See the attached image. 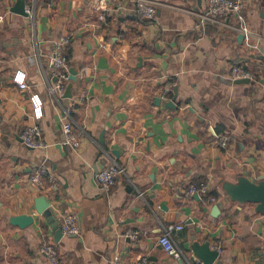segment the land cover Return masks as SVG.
<instances>
[{
  "label": "crops",
  "instance_id": "1",
  "mask_svg": "<svg viewBox=\"0 0 264 264\" xmlns=\"http://www.w3.org/2000/svg\"><path fill=\"white\" fill-rule=\"evenodd\" d=\"M157 1L162 5L148 20L133 12L131 0H25L32 16L11 12L15 0H0V264H51L39 250L45 241L55 244L58 264H113L114 255L116 264L140 256L148 264L153 256L154 264H183L157 241L175 224L182 228L171 231L172 239L190 260H200L191 245L208 241L218 247L211 264H264V212L229 199L222 187L239 175L264 179V62L253 55L258 45L264 53V0H243L242 21L221 24L192 12L203 11L205 0ZM240 24L251 31L249 40L234 27ZM63 34L71 36L69 68L77 70L64 100L72 108L75 148L60 142L61 105L43 82L51 42ZM233 65L251 71L248 82L228 80ZM16 70L28 88L12 81ZM174 86L175 106L155 104L156 96L173 99ZM33 92L43 100L39 119L31 115ZM33 123L48 147L21 142ZM223 135L225 146L218 143ZM108 155L124 172L105 193L95 175ZM41 164L38 185L29 175ZM190 183L206 192H189ZM40 194L51 220L34 209ZM18 213H31L32 223L11 224ZM66 214L79 231L54 240L50 222L60 225Z\"/></svg>",
  "mask_w": 264,
  "mask_h": 264
},
{
  "label": "built area",
  "instance_id": "2",
  "mask_svg": "<svg viewBox=\"0 0 264 264\" xmlns=\"http://www.w3.org/2000/svg\"><path fill=\"white\" fill-rule=\"evenodd\" d=\"M132 10L136 15H139L145 19L152 20L156 16V11L158 6L162 5L160 1L157 0H131ZM244 1L243 0H205V8L203 11H192L202 22H211L221 24L224 18L234 17L237 21L241 22L243 15ZM25 11L28 15L32 16L34 13L33 5H26ZM98 18L104 20L105 13H101ZM242 33L245 40H249L251 31L245 25H239L238 27ZM71 43V36L69 34H63L51 42V50L49 53V59L51 62L50 72H43V82L46 86V92L51 100L58 102L61 105V133L62 138L60 142L64 145L70 147H77L78 140L74 132V120L72 118V108L69 104H64L65 87L70 81L69 72V57L68 49ZM39 55L36 57L37 62H39ZM229 76L232 79L237 78H251L252 73L250 70L240 66L233 65L229 69ZM12 81L20 88H28V84L25 80V73L16 70L12 75ZM173 82H167L163 86V94L170 93L172 90ZM29 101L31 104V115L34 119H39L42 115L43 100L38 93H31L29 96ZM21 142L24 146L29 148H46L49 143L45 141L41 135V128L38 124L33 123L25 127L19 134ZM218 143L221 146H225L228 140L227 135L219 136ZM123 168L121 165L115 161L112 157L108 155V161L106 165L101 168L95 175L96 182L99 187L106 193L109 192L112 186L115 184L117 177L122 174ZM45 175L44 164L39 165L34 168L32 173L29 175V179L38 185L43 184V177ZM51 181V179H49ZM189 192H206V187L201 185L197 187L195 184L190 183ZM213 199V197H211ZM62 234H77L79 231L75 216L72 214H66L62 216L59 225ZM181 224L170 225L169 227H164L162 232L159 234L157 241L161 248L174 257L175 259H181L183 264H204L201 260H190L185 252L181 250L173 241L171 236V231L173 229H181ZM133 239H136L138 234L135 231L126 232ZM218 250V247H216ZM39 250L46 256L51 264H58V253L56 246L53 242H43ZM118 256L114 255L112 257V263L116 264L118 261ZM130 264H148V259L146 256H140L135 259Z\"/></svg>",
  "mask_w": 264,
  "mask_h": 264
},
{
  "label": "water",
  "instance_id": "3",
  "mask_svg": "<svg viewBox=\"0 0 264 264\" xmlns=\"http://www.w3.org/2000/svg\"><path fill=\"white\" fill-rule=\"evenodd\" d=\"M11 12L27 16L28 13L25 11V0H15L14 4L9 8ZM242 38V34H239ZM256 53H253L255 57H257L259 60L264 62V53L263 48L261 46H257ZM104 57L98 58V64L101 67H104L105 65L101 64V62H104ZM70 72V80H74L76 77L77 70L73 67L69 68ZM232 82H248L249 78H237V79H228ZM71 82L69 81L66 84L64 95L65 97L71 96ZM174 95L173 99L171 100H162L161 97L156 96L154 98L155 104L159 105L161 104L164 108L173 107L175 106L174 98L177 92L176 86L173 87ZM99 142L102 144L103 140L101 135L99 136ZM113 154L117 155V150H112ZM223 190L225 191L226 195L229 197V199L236 200L238 202H253L255 203V209L257 211L264 212V179H261L257 182L249 180L245 175H239L236 178L235 182L230 181H224L222 183ZM34 209L37 213L43 214L48 220H51L54 218V213L50 208V205L48 201L44 198L42 194L38 195L34 199ZM219 211V205L215 203L211 207V214L217 213ZM9 222L11 224L17 225L20 228L28 226L33 221V216L31 213H18L15 215H10L8 218ZM51 227L53 229L54 234V240H58L61 235V229L57 223V221H51ZM192 252L196 257H198L204 264H211L215 258L217 257V250L212 249L209 245L208 241L203 242H194L191 245ZM150 263L154 264V261L156 258L149 257ZM179 262H181V259H178Z\"/></svg>",
  "mask_w": 264,
  "mask_h": 264
},
{
  "label": "trees",
  "instance_id": "4",
  "mask_svg": "<svg viewBox=\"0 0 264 264\" xmlns=\"http://www.w3.org/2000/svg\"><path fill=\"white\" fill-rule=\"evenodd\" d=\"M169 82H170V81H169ZM209 196H210V194H207V195H206V200L209 198Z\"/></svg>",
  "mask_w": 264,
  "mask_h": 264
}]
</instances>
